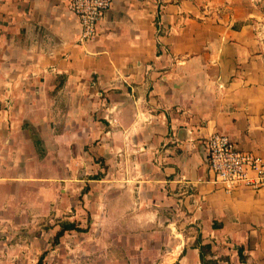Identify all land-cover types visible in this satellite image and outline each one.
Instances as JSON below:
<instances>
[{
  "label": "crops",
  "instance_id": "crops-1",
  "mask_svg": "<svg viewBox=\"0 0 264 264\" xmlns=\"http://www.w3.org/2000/svg\"><path fill=\"white\" fill-rule=\"evenodd\" d=\"M97 29L0 0V264H264V185L224 191L203 145L264 158L258 0H112Z\"/></svg>",
  "mask_w": 264,
  "mask_h": 264
},
{
  "label": "built area",
  "instance_id": "built-area-1",
  "mask_svg": "<svg viewBox=\"0 0 264 264\" xmlns=\"http://www.w3.org/2000/svg\"><path fill=\"white\" fill-rule=\"evenodd\" d=\"M112 0H67L80 25L78 42L98 33V23ZM211 179L227 192L239 186L258 189L264 185V158L239 148L225 132L215 130L203 139Z\"/></svg>",
  "mask_w": 264,
  "mask_h": 264
},
{
  "label": "trees",
  "instance_id": "trees-1",
  "mask_svg": "<svg viewBox=\"0 0 264 264\" xmlns=\"http://www.w3.org/2000/svg\"><path fill=\"white\" fill-rule=\"evenodd\" d=\"M205 247H209V245H205ZM206 254V250L202 249L201 250V263L202 264H216L217 263V259H213V258H206L205 257ZM41 261L38 260L37 264H40Z\"/></svg>",
  "mask_w": 264,
  "mask_h": 264
},
{
  "label": "rangeland",
  "instance_id": "rangeland-1",
  "mask_svg": "<svg viewBox=\"0 0 264 264\" xmlns=\"http://www.w3.org/2000/svg\"><path fill=\"white\" fill-rule=\"evenodd\" d=\"M258 4L260 5V8L264 10V0H258Z\"/></svg>",
  "mask_w": 264,
  "mask_h": 264
}]
</instances>
